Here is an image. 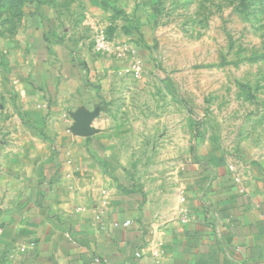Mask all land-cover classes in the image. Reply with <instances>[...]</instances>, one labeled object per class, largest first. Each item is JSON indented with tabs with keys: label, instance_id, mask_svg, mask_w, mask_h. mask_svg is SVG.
I'll return each mask as SVG.
<instances>
[{
	"label": "crops",
	"instance_id": "0c3cea01",
	"mask_svg": "<svg viewBox=\"0 0 264 264\" xmlns=\"http://www.w3.org/2000/svg\"><path fill=\"white\" fill-rule=\"evenodd\" d=\"M34 19L8 71L20 134L0 170V264H264V170L205 145L170 173L136 172L104 114L126 65Z\"/></svg>",
	"mask_w": 264,
	"mask_h": 264
},
{
	"label": "rangeland",
	"instance_id": "374dc122",
	"mask_svg": "<svg viewBox=\"0 0 264 264\" xmlns=\"http://www.w3.org/2000/svg\"><path fill=\"white\" fill-rule=\"evenodd\" d=\"M34 18L54 41L124 66L140 59L138 76L121 67L108 77L104 114L141 175L170 173L205 145L264 170V0H0V170L19 148L8 71ZM98 33L134 53L95 51Z\"/></svg>",
	"mask_w": 264,
	"mask_h": 264
},
{
	"label": "built area",
	"instance_id": "2783aa9c",
	"mask_svg": "<svg viewBox=\"0 0 264 264\" xmlns=\"http://www.w3.org/2000/svg\"><path fill=\"white\" fill-rule=\"evenodd\" d=\"M93 43H94V50L97 52H105V51H109L114 48V52L118 56L123 55L125 53H131V54L134 53V49L126 44H120V45L113 47L111 43L108 41V39L105 37V35L102 33L96 34ZM123 70L124 72L138 76L141 72L140 59L133 58L132 62L129 65H127ZM229 168L233 170V165L230 164ZM153 254L156 256L157 251H153Z\"/></svg>",
	"mask_w": 264,
	"mask_h": 264
},
{
	"label": "water",
	"instance_id": "95a60500",
	"mask_svg": "<svg viewBox=\"0 0 264 264\" xmlns=\"http://www.w3.org/2000/svg\"><path fill=\"white\" fill-rule=\"evenodd\" d=\"M90 116L82 119L81 117L76 118V122L74 124V127L78 130V132L82 135H87L91 133V130L89 129V123H90Z\"/></svg>",
	"mask_w": 264,
	"mask_h": 264
}]
</instances>
